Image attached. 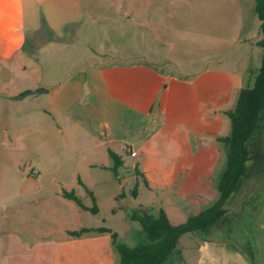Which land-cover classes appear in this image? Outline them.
I'll use <instances>...</instances> for the list:
<instances>
[{
    "label": "rangeland",
    "instance_id": "rangeland-1",
    "mask_svg": "<svg viewBox=\"0 0 264 264\" xmlns=\"http://www.w3.org/2000/svg\"><path fill=\"white\" fill-rule=\"evenodd\" d=\"M83 1L86 11L74 19L77 23L64 26L65 21L47 23L42 15L40 20L31 14L26 16L24 53L38 55L35 60L37 72L15 74L11 79L13 82L26 83L38 77L44 86H52L84 58L102 63L146 60L178 76L190 75L207 66H223L244 73L248 80L260 65L261 48L255 44L260 37L259 21L253 10L251 14L254 0ZM34 90L26 92L22 100H8L7 103L4 98L8 92H0V264H5L6 236L11 233H16L32 248L31 251L27 246L23 248L22 264H53L51 256L44 258L47 260L38 258L40 249L34 244L43 238L52 240L49 233L62 227V218L67 216V227H106L130 246L153 240L154 234L148 233L130 216L134 210L140 212L153 206H139L146 199V188L137 173L141 168L136 164L135 153L128 154L124 150V146L129 145L123 143L122 139H128L124 130L114 128L118 137L116 145L125 159V167L118 168L116 174L99 165L87 167L85 158L78 157L65 145V140L75 135L70 131L71 120L63 117L65 124L58 123V119L49 114L47 95ZM80 118L89 119L91 128L99 122V117L91 113ZM81 135L82 132L78 138ZM164 149L160 142L156 148L159 157L163 156ZM149 165L151 168L158 166L156 163ZM127 170L129 175H126ZM261 172L264 177V170ZM77 178L87 189L79 186L77 196L85 208L80 207V215L74 216L75 213L65 209L62 196L54 191L62 188L60 180L71 188L77 185ZM151 182L158 188L176 183L159 179ZM261 182L255 185L252 180L249 191L254 194L252 204L258 203L260 212L250 209L251 204H247L241 212L240 225L234 226L239 230V241H244L245 231H258L255 223L262 218L259 215L264 216ZM90 193L98 208L96 213L89 209L92 207ZM239 196L240 193L236 194L232 201ZM71 203L76 207L74 201ZM231 204L230 207L237 210L236 205ZM189 205V209L184 208L187 213L171 220L184 222L190 214L196 213L197 209L194 211ZM226 230L233 232L231 226ZM224 231L212 230L203 235L219 240L228 234ZM261 234L256 235L258 241H261ZM187 235L179 238L182 258L164 264H196L191 251V241L196 236ZM234 237L237 239L236 235ZM98 249H101V243H98ZM106 261L97 256L88 264H109L110 259ZM113 263L117 264L116 253Z\"/></svg>",
    "mask_w": 264,
    "mask_h": 264
},
{
    "label": "crops",
    "instance_id": "crops-1",
    "mask_svg": "<svg viewBox=\"0 0 264 264\" xmlns=\"http://www.w3.org/2000/svg\"><path fill=\"white\" fill-rule=\"evenodd\" d=\"M252 10L254 5L251 14ZM85 11L83 0H0V92H8L4 98L7 103L8 100H22L32 89L45 87L47 90L42 93L49 98V114H53L58 123L65 124L63 117L72 122L70 131L75 135L65 140L66 147L78 157H84L87 167L99 165L109 169L112 164L109 150L121 158L122 165L118 168L125 167L114 130L121 127L128 136L127 140L120 138L129 144L124 150L129 149L128 154L135 153L136 164L141 168L137 173L146 188V199L139 205L153 206L152 210L161 207L169 221L177 224L171 219L187 213L184 208L189 209V204L194 211L197 209V213L217 198L214 179L223 167L225 154L216 137L230 132V119L225 112L233 107L245 74L223 66H207L190 75L178 76L161 71L157 64L146 60L102 63L84 58L52 86H44L38 77L26 83L11 80L15 74L37 72L35 60L38 55L24 53L28 14L38 20L42 15L47 23L65 21V26L77 23L74 19ZM22 92L26 94L20 96ZM88 113L99 117L95 128L90 127L89 119L80 118ZM57 130L63 131L62 128ZM81 132L83 136L78 138ZM160 142L165 148L161 157L156 151ZM148 163L158 166L151 168ZM129 174L127 170L126 175ZM153 179L176 183L158 188L151 182ZM252 180L255 185L262 181L264 186V177L252 174L249 182L242 186V194L240 192L235 199V203L239 202L235 206L237 211H241L239 206L244 197L254 195L248 192L253 186ZM59 183L62 188L54 192L60 196L62 190H74L76 194L80 191L78 178L77 185L71 188L63 180ZM62 201L67 211L75 213L74 216L80 215V206L76 204L75 207L71 203L73 200L62 196ZM259 207L256 203L250 209L260 212ZM259 216L262 218L255 225L258 233H262L260 242L264 257V216ZM68 221V216L62 218V227L49 233L52 240L43 238L44 241L34 244L40 249L38 258L51 256L53 264H88L93 257L99 256L101 261L110 259L109 264H114L115 251L110 236L107 237L109 233L91 231L74 237L69 231L79 227H67ZM189 234L196 236L191 241L196 264H249L233 241L213 240L196 233L187 236ZM98 243H101V249H98ZM28 244L16 233L8 234L5 264H22L23 248L32 249Z\"/></svg>",
    "mask_w": 264,
    "mask_h": 264
},
{
    "label": "trees",
    "instance_id": "trees-1",
    "mask_svg": "<svg viewBox=\"0 0 264 264\" xmlns=\"http://www.w3.org/2000/svg\"><path fill=\"white\" fill-rule=\"evenodd\" d=\"M254 13L259 21L260 39L256 41V45L261 48V62L252 73L251 79L245 78L233 107L225 112L230 119V132L216 137L222 144L225 154L223 167L214 179L218 191L217 198L204 209L190 214L184 222L177 224L169 221L161 207L152 211L139 205L143 210L140 212L134 210L130 215L131 219L137 221L148 233L154 234L155 238L134 246L119 240L118 234L106 227H79L69 231L71 236L78 237L91 231L107 232L116 253L117 264H164L171 259L182 258L178 244L183 234H209L212 230L226 232L228 231L226 227L231 226L233 232L228 231L221 240L233 241L249 264H264L263 245L256 237L260 231L247 230L244 233V241H239V230L234 228L236 223L240 225L243 219L241 212L246 209L247 204L252 205L253 195L251 198L244 197V202L239 206L242 208L240 214L230 207L231 203L239 205V202L235 203L232 199L241 192L242 186L249 182V177L252 174L262 176L261 171L264 170V0H254ZM158 69L162 71L161 68ZM109 157L112 161L109 169L116 174L122 160L112 150H109ZM78 182L87 189L80 179ZM61 194L75 201L81 208H85L74 190H62ZM91 199L92 207L89 209L96 213L98 208L92 195Z\"/></svg>",
    "mask_w": 264,
    "mask_h": 264
},
{
    "label": "water",
    "instance_id": "water-1",
    "mask_svg": "<svg viewBox=\"0 0 264 264\" xmlns=\"http://www.w3.org/2000/svg\"><path fill=\"white\" fill-rule=\"evenodd\" d=\"M47 89L43 88V87H39L37 89L34 90V92L36 93H42V92H45Z\"/></svg>",
    "mask_w": 264,
    "mask_h": 264
},
{
    "label": "built area",
    "instance_id": "built-area-1",
    "mask_svg": "<svg viewBox=\"0 0 264 264\" xmlns=\"http://www.w3.org/2000/svg\"><path fill=\"white\" fill-rule=\"evenodd\" d=\"M127 151H129V149L126 148Z\"/></svg>",
    "mask_w": 264,
    "mask_h": 264
}]
</instances>
